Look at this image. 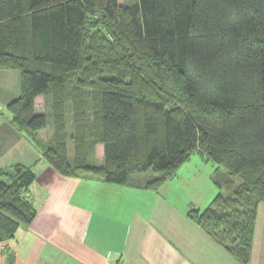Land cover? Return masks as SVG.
Returning <instances> with one entry per match:
<instances>
[{
  "label": "trees",
  "instance_id": "obj_1",
  "mask_svg": "<svg viewBox=\"0 0 264 264\" xmlns=\"http://www.w3.org/2000/svg\"><path fill=\"white\" fill-rule=\"evenodd\" d=\"M0 70L21 73L12 124L62 176L129 186L153 170L142 188L159 192L197 155L239 177L187 217L250 264L264 203V0H0ZM36 179L0 170V242L36 218L25 196Z\"/></svg>",
  "mask_w": 264,
  "mask_h": 264
},
{
  "label": "crops",
  "instance_id": "obj_2",
  "mask_svg": "<svg viewBox=\"0 0 264 264\" xmlns=\"http://www.w3.org/2000/svg\"><path fill=\"white\" fill-rule=\"evenodd\" d=\"M20 94L21 73L0 70V170L23 165L37 175L25 192L37 216L13 239L0 242V264H240L187 217L192 204L204 209V193L211 196L201 176L209 163L190 161L193 173L182 195L180 175L159 192L142 188L153 176H138L129 186L62 176L12 124L7 107ZM48 105L51 97L38 96L36 113L45 114ZM45 131L38 133L43 141L52 134ZM95 157L102 166V144ZM250 264H264V203L258 208Z\"/></svg>",
  "mask_w": 264,
  "mask_h": 264
},
{
  "label": "rangeland",
  "instance_id": "obj_3",
  "mask_svg": "<svg viewBox=\"0 0 264 264\" xmlns=\"http://www.w3.org/2000/svg\"><path fill=\"white\" fill-rule=\"evenodd\" d=\"M124 1L126 2V0H124ZM45 114L47 116V121H48L47 128H46L45 132H48L49 134H51L52 130H53V119H52V115H51L52 111H51V108L49 107V105H48V107L46 109V113ZM97 146H96L95 149H97ZM69 152H70V159H72V156H73L72 155L73 154V145L71 143H69ZM97 159L98 158L95 157V161L98 163ZM192 160L196 161L194 163H199V162L204 163V162L201 161V159L197 155H194L192 157ZM189 165H193V163L190 164V162H188L186 165H184L182 167V169L179 172V175L181 177V184H182V188H179L180 189L179 193L181 195L183 194V193H181L182 189L184 188L183 186L190 181V175L193 173V171H191V167ZM206 165H208V167L207 166H203V171L201 173V176L205 177V179L207 181V186H209L211 188V196L208 195L207 197H205L204 196L205 193H204V195L201 197L202 200L205 199L204 200V207H203L204 209H206L210 205V203L215 199V197L220 192L219 185H221V188H222V190H224V192L227 190L226 182H225L227 179H229V178L233 179L236 182V184H238V185L241 183V179L239 177H237V176H229L228 172L223 170V169H220V172L218 171V173H216V169L218 168V166L216 164L209 163V164H206ZM198 174H200V173L198 172ZM138 176H140V177L147 176V178H149L150 176L157 177V176H159V174L155 173L153 170H149V171H147L145 173H142V174L133 175L131 177V181H133V179L137 178ZM215 181L218 182L219 184L218 183L216 184ZM193 203L197 204V206H200L199 205L200 203L198 201H194ZM191 207L194 208L195 206L192 204Z\"/></svg>",
  "mask_w": 264,
  "mask_h": 264
},
{
  "label": "bare ground",
  "instance_id": "obj_4",
  "mask_svg": "<svg viewBox=\"0 0 264 264\" xmlns=\"http://www.w3.org/2000/svg\"><path fill=\"white\" fill-rule=\"evenodd\" d=\"M258 211V210H257Z\"/></svg>",
  "mask_w": 264,
  "mask_h": 264
}]
</instances>
